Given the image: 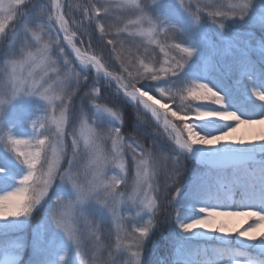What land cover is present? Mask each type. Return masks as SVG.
Wrapping results in <instances>:
<instances>
[{
    "label": "snow or ice",
    "instance_id": "obj_1",
    "mask_svg": "<svg viewBox=\"0 0 264 264\" xmlns=\"http://www.w3.org/2000/svg\"><path fill=\"white\" fill-rule=\"evenodd\" d=\"M178 2L193 24L198 25L202 15H207L223 29L229 18L244 19L252 0H235L227 5L217 0L202 7L197 0L195 11L185 0ZM25 3L0 0V42L9 30L12 33L5 53L10 58L0 68V97L11 100L22 94L38 95L49 106L43 116L31 121L34 133L29 138L0 130V143L27 165V175L19 183L31 184L32 190L24 215L3 213L0 219L30 215L59 180L70 185L75 198L57 196L53 219L78 254L85 241L92 242L96 251L89 264H119L117 258L121 255L126 257L124 264H146V245L164 204L174 210L172 264H264V89H251L255 97L251 103L231 95L226 101L222 93L227 89L215 65L203 69L193 65L192 74L199 79L189 80L182 75L197 50L181 39L183 28L178 23L146 11L157 0H150L149 5L140 0H97L77 5L83 9L80 21L71 17L73 5L67 4L65 11L61 0H49L33 12L22 11ZM114 3L115 8L136 14V19L129 20L115 36L128 32L141 37L146 45H158L165 57L162 63L153 56L147 63L140 59L136 66L130 52L128 56L116 52V45L122 47L118 38L108 39L107 44L113 46L122 73L110 71L103 57L91 54L93 44L85 21H96L101 38L109 35L103 18L114 10ZM225 7L227 11H206ZM21 17L23 22L17 28L15 22ZM161 35L173 43L161 42ZM226 45L236 46L232 39H227ZM66 47L79 68L68 58ZM90 70L95 73V83L81 98L78 124L69 130L73 98ZM101 79L109 87L116 85V95L122 93L136 106L141 121L147 123L141 111L150 113L172 142V153L157 151L155 141L146 147L136 135L123 133L122 111L100 102L101 87L96 85ZM141 81L163 84L155 88L159 98L145 90L150 85ZM85 97L90 98L91 114L84 108ZM166 99L175 110L164 103ZM129 155L134 175L131 190L126 191ZM182 157L214 170L215 176H197L190 183H182ZM14 197L13 191L0 192V201L9 206ZM90 201L109 216L116 234L115 255L109 253V260L103 257L106 245L98 234L99 223L84 208ZM238 217L243 218L242 222L234 224ZM192 238L216 239L220 246L211 251L193 249L184 243ZM233 239L238 247L230 246Z\"/></svg>",
    "mask_w": 264,
    "mask_h": 264
},
{
    "label": "trees",
    "instance_id": "obj_2",
    "mask_svg": "<svg viewBox=\"0 0 264 264\" xmlns=\"http://www.w3.org/2000/svg\"><path fill=\"white\" fill-rule=\"evenodd\" d=\"M90 2L95 3L97 0H61V3L65 5V11H67V4L73 5V10L71 12V17L77 21L82 19V8H77V5H88ZM102 2V0H101ZM115 6V5H114ZM174 12H162L165 16H167L173 22L178 23L184 31V17L180 13L178 15H172ZM130 15V12L124 9L114 10L107 16L103 18V22L107 26V31L110 33L109 35L101 38V33L97 27L96 21L93 20L91 24H88L85 21V25L88 28V31L91 33V41L93 44V48L91 50V54H96L100 57H103L102 62L106 64L110 71L115 73H122L121 62L116 58V53L113 52V46L107 44L108 39L118 38L122 42V47L120 44L116 45V52H120L123 56H127L126 53L131 52V59L134 53L141 54L142 58L145 62H149L152 59V50L158 49V45H146L141 44L140 40L131 38L129 35L126 39H123L125 36V32H120L119 37H116L115 34L122 25L125 18ZM203 24L209 27L208 19L204 18ZM246 32L250 33L253 36V39L249 40L248 43L240 42L243 46L241 50L242 52H232L231 55H227L225 58V63L227 70H219L224 87L231 92H237L242 97H245L248 85L250 82L254 80V75H252L253 68H256L257 72L264 69V58H261L263 53L259 54L257 50L250 48L254 45H260V43L264 46V30L251 28L246 30ZM184 38L187 37L189 39V33H180ZM87 41V37H84ZM158 39L161 42L167 43L165 41L163 35L159 36ZM191 41V40H190ZM192 45L196 46V53L193 58V61H189L188 64L185 65L184 73L182 75H187L189 80L199 79L200 77L192 74L193 65L199 66L200 68H207L209 66L214 65V57L208 54L207 52H203L197 42H192ZM150 46V47H149ZM147 48V51L145 49ZM68 49V48H67ZM69 59L72 60L73 64L78 67V62H76L74 55L71 53L70 49H68ZM163 54L157 55L156 59L161 61ZM161 59V60H160ZM133 63L136 62V58L132 59ZM157 63L155 66L159 67L160 64ZM263 66H262V65ZM79 68V67H78ZM88 76V79L84 81L78 92H84L87 90H91L93 84L95 83V73L94 71H89L85 73ZM206 82L211 83V80H207ZM141 83H152L147 81H141ZM96 86L101 87V99L100 102L107 104L108 106L114 107L122 111L124 116V122L122 131L125 135H136L138 137L139 142L144 144L146 147L151 146L152 142H156V149L159 152L164 153H172L173 152V144L171 141L167 139V136L163 134V129L160 125H157L154 118L151 117L150 113H144L141 111L140 115L144 116L147 120V123L140 120L137 115L136 106L129 100L123 97V94L116 95L115 89L116 85L113 83L110 87L105 83L103 79ZM139 86V85H138ZM158 86H164L163 84L157 85L153 82V85L146 87L145 90H151V93L159 98V93L155 91V88ZM215 86V85H213ZM220 90V89H218ZM223 94V93H222ZM255 99H246L244 103H251ZM227 101V100H226ZM164 103H170L167 99L164 100ZM170 106H173L170 103ZM175 110V107H174ZM46 112V109L38 107L37 111H35L30 117H28L27 125L21 130V132L16 135L20 138H29L33 135L34 130L31 126V121L36 119L37 116H43ZM171 118V117H170ZM178 124L179 121H176ZM50 134V133H49ZM184 172L182 176V183H190L194 177L203 176L204 179H211L215 175V171H211L212 175L207 176L204 175L206 170L204 166L197 164L195 161L190 159H184ZM131 163V160H129ZM2 169V168H0ZM28 171L27 166L24 164L19 170L17 176H11L10 173L5 172L4 170L0 172V175L4 176L3 179L0 180V192L10 191L15 188L19 184L20 178H22ZM230 172V170H229ZM4 174V175H3ZM53 201V200H52ZM164 211H162L157 220L159 223L155 226L154 231L151 233V238L148 240L146 249L144 252V259L146 264H172L175 252V225L172 222L174 217V210L167 206L166 204L162 205ZM42 207L33 211L30 215H27V224L23 230H18L14 233L7 232L5 234H0V264H72V256L69 243L64 238H59L50 243V246L46 251H39V253H33L31 251V243H30V235L32 231V227L35 226L41 219L43 213ZM26 217V216H24ZM18 217H9L7 219H0L2 222H13L16 221ZM242 222L243 218L240 217ZM100 236L103 243L106 247L103 250V257L105 260H109V253L115 255L114 248L115 244L113 238L111 236V228L108 225L105 217L102 219ZM185 244L194 249L195 246H199L198 249H208L211 251L212 248L220 246V242L216 239L211 238H192L186 239L184 241ZM230 246L238 247L235 239L230 242ZM251 251H256L252 249ZM61 256L64 258L61 259ZM119 264H124L126 257L121 255L118 258Z\"/></svg>",
    "mask_w": 264,
    "mask_h": 264
},
{
    "label": "rangeland",
    "instance_id": "obj_3",
    "mask_svg": "<svg viewBox=\"0 0 264 264\" xmlns=\"http://www.w3.org/2000/svg\"><path fill=\"white\" fill-rule=\"evenodd\" d=\"M119 0H115V3H118ZM142 4L149 5L150 0H140ZM208 2H217V0H199V6H203L204 3ZM219 3H223L227 5L228 3L235 2V0H218ZM49 3V0H26L25 5L23 6L22 11L26 12H33L39 9V7L43 4ZM114 3V5H115ZM186 4H190L192 6V10L195 11L196 7L198 6L197 0H185ZM115 8V6H113ZM119 9V8H117ZM166 9L169 10V12H174L172 15H178L179 13L183 15L184 17V31L185 33H189V39L187 37L181 36V39L186 40L191 45L192 42H197V45L200 46L201 50L205 53L207 52L210 55L215 56V62L216 65H219L218 61H223L227 55H231L232 52L241 50V47L243 46L240 44V42L248 43L249 40H251V36H249V33H246V30L251 28H264V0H252L251 6L248 10L247 15L244 17V19H240L239 17L229 18L224 22V28L220 29L217 24H215L211 19L207 17V15H202V19L200 20L199 24H193L191 22V19L188 15V13L185 12V10L181 7L178 0H157L156 4L150 5L146 8V11H148L151 14H159L163 15L162 12H164ZM216 10H222L227 11V8L224 9H207L206 11H216ZM128 11V10H126ZM130 15L125 18L122 25L119 26L120 29H123L125 24L129 20H135L136 14H134L131 11ZM159 12V13H158ZM204 18L208 19L210 26L207 27L205 24H203ZM23 22V18H18L15 22V26L19 28ZM147 27V25H145ZM184 31H182L184 33ZM125 36H123V39H126V37L129 35L128 32H125ZM12 33L9 30L8 35L5 36L2 39V42H0V68L3 67V61L5 59H8L10 57H7L5 53L8 51V43L9 38L11 37ZM131 38L137 39L141 41V44H146L144 40L135 35H129ZM232 39L236 46L226 45V40ZM191 40V41H190ZM175 42H180L179 40ZM168 44L173 43L171 40H167ZM193 46V45H192ZM150 47V46H149ZM193 47H196L195 45ZM251 48V47H250ZM19 49V45H17V51ZM259 50H264L262 46L258 47ZM66 53L68 55V49L66 47ZM244 52L243 50H241ZM130 52V51H129ZM128 53L126 55L128 56ZM152 56L161 55L159 48L154 49L151 51ZM131 53V52H130ZM171 55H177L175 52H172ZM195 55V54H194ZM69 58V56H68ZM133 58H136V62L134 63L136 66H139V60L142 58L141 54L134 53ZM194 56L191 58L190 61H193ZM163 60L165 57L163 56ZM161 60V59H160ZM162 60V62H163ZM77 62V61H76ZM161 62V61H160ZM195 63V62H194ZM159 65V64H158ZM79 67V65H78ZM77 67V68H78ZM224 67V66H223ZM142 71V69H140ZM130 71H134V69L130 68ZM126 75V74H124ZM3 78V74L0 73V79ZM145 83L147 81H144ZM147 85L152 86V83H146ZM259 88L264 89V71H262L261 74L258 75V78H256L255 83L251 86V89ZM251 89L248 91V97H253L251 95ZM91 90H87L84 92H77V95L73 98L72 101V121L69 124V130L73 125L78 124V116L80 111V105H81V98L84 97L85 92H90ZM229 91V90H227ZM226 91V92H227ZM234 96L239 98L242 102H244L241 96L237 94H229V96ZM229 96H227V100L229 99ZM255 98V97H253ZM83 105L85 110L91 114L93 109L90 104V98L85 97L83 99ZM38 107L47 109L46 102L38 97V96H24L21 95L17 98H15L11 103L5 105L3 107V112L0 113V130L7 131L10 130L12 135L16 136L22 129L27 125L28 117L32 115L35 111H37ZM107 121H105V124ZM70 144V141H69ZM128 160H131V156H128ZM24 165L21 159H18L17 156L9 149L6 148L3 143H0V168H2L5 172L10 173L11 176H17L19 175L17 172L18 170ZM204 169L206 172H211L214 170H209L204 166ZM4 175V174H3ZM134 175V169L131 166V163L129 161V187L126 189V191H130V182L131 178ZM215 175V174H214ZM4 176L0 175V180L3 179ZM163 183V177H161V184ZM125 190V189H122ZM59 196L64 199H74L75 193L71 189L70 185H63L59 180H56L53 184L52 189L50 190L49 194L41 201L39 205H37L33 211L37 210L38 208L42 207L43 213H42V219L32 227L31 235H30V243H31V251L35 253H39V251H46L48 247L50 246V243L55 241L56 239L64 238L68 241L71 252V260L72 264H82V261L84 264H89L92 257L95 255V249L92 245L91 241H85L82 247V253L78 254L77 249L75 245L68 239L66 234L63 232V230L56 227L54 224L52 218H51V211L54 208L56 204V197ZM53 200V201H52ZM84 208L86 211L89 212L91 217L99 223L100 229H101V223L103 217L108 222V225H110L111 228V236L113 238L114 244H116L115 240V232L113 229L112 222L109 218V216L99 209V206L95 204V202H88L84 205ZM32 211V212H33ZM134 212V210H133ZM27 216H20L16 219V221L13 222H2L0 221V234H5L7 232L14 233L18 230H23L24 227L27 224ZM234 224L241 223L240 217L235 218L233 221ZM101 232V231H100ZM100 232L98 233L100 235ZM199 246H195L194 249H198Z\"/></svg>",
    "mask_w": 264,
    "mask_h": 264
},
{
    "label": "clouds",
    "instance_id": "obj_4",
    "mask_svg": "<svg viewBox=\"0 0 264 264\" xmlns=\"http://www.w3.org/2000/svg\"><path fill=\"white\" fill-rule=\"evenodd\" d=\"M24 96H33L32 94H22ZM21 95L16 96L15 98L19 97ZM38 96V95H35ZM59 94L57 93V98H58ZM40 97V96H38ZM15 98L9 100L7 97H0V108H2V112H3V107L9 103H11ZM42 98V97H40ZM43 99V98H42ZM44 100V99H43ZM48 105V101L44 100ZM0 112V113H2ZM27 166V165H26ZM27 175V173L25 174ZM22 178H20V180H22ZM19 180V182H20ZM19 189V190H17ZM10 191L15 192V197H14V203L12 204V206H9V203L4 202V201H0V214L3 213H20L22 215H24V210L26 208V205L29 203V201L32 199V190H31V184L25 186V185H21L20 183L18 184L17 187L11 189ZM34 210V209H33ZM55 211V209L53 208L51 211V218L55 223V220L53 219V212ZM57 227V225H56ZM62 230V229H61Z\"/></svg>",
    "mask_w": 264,
    "mask_h": 264
}]
</instances>
